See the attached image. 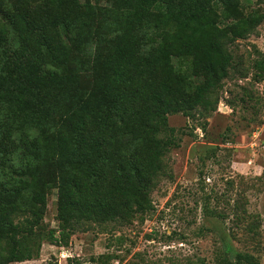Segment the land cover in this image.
Here are the masks:
<instances>
[{"label": "trees", "instance_id": "trees-1", "mask_svg": "<svg viewBox=\"0 0 264 264\" xmlns=\"http://www.w3.org/2000/svg\"><path fill=\"white\" fill-rule=\"evenodd\" d=\"M263 21L241 0H0V264L151 211L182 139L168 116L216 111L241 71L231 46ZM248 71L264 92V53ZM53 190L59 237L44 224ZM234 257L219 262L259 264Z\"/></svg>", "mask_w": 264, "mask_h": 264}, {"label": "rangeland", "instance_id": "rangeland-1", "mask_svg": "<svg viewBox=\"0 0 264 264\" xmlns=\"http://www.w3.org/2000/svg\"><path fill=\"white\" fill-rule=\"evenodd\" d=\"M241 5L246 16L264 14L256 0ZM231 50L239 72L248 70L264 53V21ZM239 72L224 81L210 115L168 116L182 139L164 159L169 176L151 192V211L124 225H88L62 244L43 242L37 259L12 264H223L237 253L264 264V92L247 85L251 71L246 79ZM243 86L254 95L248 105L240 100ZM56 208L53 190L44 224L59 237Z\"/></svg>", "mask_w": 264, "mask_h": 264}]
</instances>
